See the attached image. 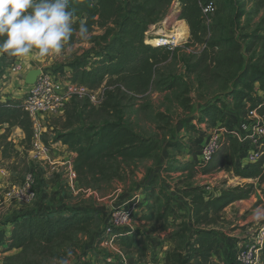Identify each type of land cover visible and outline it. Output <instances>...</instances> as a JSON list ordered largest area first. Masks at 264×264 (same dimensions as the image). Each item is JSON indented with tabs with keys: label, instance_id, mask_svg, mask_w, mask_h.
I'll return each instance as SVG.
<instances>
[{
	"label": "rangeland",
	"instance_id": "374dc122",
	"mask_svg": "<svg viewBox=\"0 0 264 264\" xmlns=\"http://www.w3.org/2000/svg\"><path fill=\"white\" fill-rule=\"evenodd\" d=\"M123 1L129 9L137 3L134 0ZM213 1L215 11L209 18L203 14V30L195 34L189 22L180 15L181 0L174 4L171 0L165 8L164 4H160L157 20L149 22L148 35L151 34L153 39L163 36L174 39L172 35L183 29L186 35L166 48L169 53L156 64L157 71L150 85L130 90L115 77L107 76L99 87L104 90V99L96 104L86 99L74 100L67 105L62 116L39 121L40 140L53 148L49 160L32 157L33 140L26 141L21 128L7 129V125H2V263L10 258L13 262L38 261L41 264H63L67 259L71 264L88 254L93 258V251L100 250L106 256H111L113 264H167L166 253L175 246V233L180 229L178 216L190 208L189 199L182 192L186 186H200L206 192L205 197L210 198L226 188L255 184L248 199L226 207L220 220L214 224L220 241L211 259H194L188 264H228L232 262V251L245 240L243 234L247 231L252 234L257 232L264 220H256L253 214L257 209L264 210V181L241 179L227 168L206 175L193 173L189 169L165 171L167 164L187 161L192 156L198 159L204 126H211L201 119L205 108L211 104L221 105L223 102L226 105L225 123L239 128L231 109L236 101L233 92L241 88L237 78L247 64H264L263 1ZM76 20L85 21V17L73 18L74 22ZM101 34V29L94 28L89 32L88 39L75 36L74 42L66 45L73 48L71 54H50L39 58L31 54L21 58L7 56L5 60L13 58L12 64L22 62L24 70L32 66L63 77L66 74L64 71L67 72L64 65L76 58L86 55L94 60L101 57L102 47L96 37ZM153 39L147 38L145 42L155 46L150 42ZM213 42H217V46L211 47ZM0 65L5 66V63ZM172 79H176L175 84ZM23 82V77L12 74L8 68L0 69V86L17 90L22 98L25 96L21 91ZM69 120L74 123L73 129L82 125L99 126L107 121H122L142 136L160 141L161 148L151 158L118 163L107 167L104 173L93 170L78 174L74 167L76 153L67 146L63 147L60 141L55 142L57 134ZM28 172L34 173L37 197L28 204L6 199L3 192L20 185ZM167 196L172 199L171 210L166 218L161 219L159 214L164 209ZM134 198L138 201L139 209L146 204V212L152 211L150 220H140L141 211H138L131 226L122 229L141 235L140 246L123 250L116 237L111 246L103 247L101 236L107 215L114 208L131 207ZM39 205L49 207V210L82 209L93 216V221L86 231L74 233L69 239L53 245L36 242L25 248L6 250L7 242L3 237L11 226L2 224L15 219L20 213L38 209ZM69 251L71 256H68Z\"/></svg>",
	"mask_w": 264,
	"mask_h": 264
},
{
	"label": "trees",
	"instance_id": "16d2710c",
	"mask_svg": "<svg viewBox=\"0 0 264 264\" xmlns=\"http://www.w3.org/2000/svg\"><path fill=\"white\" fill-rule=\"evenodd\" d=\"M171 0H134L137 2L128 8L123 0H72L71 7L75 10L73 18L85 17L89 32L99 28L103 34L98 35L102 55L94 60L88 56L76 58L64 65L70 73L73 82L96 90L107 76L115 77L130 90H138L150 85L156 73V64L166 58L170 46H152L145 41L153 39L147 33L149 22L157 20L160 4H169ZM213 0H181L180 15L185 18L193 34L203 30V5ZM264 3V0H262ZM201 3H203L201 5ZM81 20L74 22L79 26ZM75 35L69 42H74ZM151 42V41H150ZM211 47L217 46L213 42ZM237 49L240 50L239 45ZM6 55L0 54V68H9L13 58L6 61ZM63 68V69H64ZM64 71V70H63ZM67 73L66 71H64ZM176 79H172L175 84ZM239 90L233 92L236 98L232 113L238 123L245 121L248 113L256 109L264 118V64H247L237 78ZM177 84V82H176ZM259 91L262 96L259 95ZM226 105L211 104L205 108L202 121L214 123L219 121L226 131L222 137L221 147L212 160L201 167L197 160L177 161L167 164L165 171H185L203 175L222 168L232 169L233 174L241 179H257L264 181V137L256 144L251 139L241 140L237 134L238 128L225 123ZM223 122V123H222ZM0 125L19 127L25 133V140L34 136V125L31 117L23 107L22 98H9L0 101ZM74 123L67 121L55 142H61L69 150L76 153L75 170L78 174L99 170L104 173L107 167L123 162L141 161L154 156L161 148V143L153 137H145L134 131L122 121H107L102 125H82L73 129ZM4 138V137H3ZM255 148L260 157L256 161H243L244 154ZM255 189L254 183H246L222 190L210 198L200 186H186L182 189L189 199L190 208L179 214V232L175 233V246L168 250V264H188L194 259L210 260L220 238L214 224L220 220L226 207L234 202L248 199ZM151 191V190H150ZM148 194V193H147ZM172 199L167 196L160 218L169 215ZM180 211L181 208L178 207ZM67 213V214H66ZM140 220L152 219V211L144 212ZM177 218L175 219V221ZM93 216L82 209H51L43 212H23L15 219L7 221L10 225L5 235L6 250L25 248L32 243L45 246L53 245L61 240H67L74 233L84 232L91 225ZM114 234L121 249H132L140 246L141 235L117 228ZM93 258H79L71 264H113L108 261L104 252L93 251ZM264 263V248L261 263ZM2 264H41L38 261L13 262L7 259Z\"/></svg>",
	"mask_w": 264,
	"mask_h": 264
},
{
	"label": "built area",
	"instance_id": "2783aa9c",
	"mask_svg": "<svg viewBox=\"0 0 264 264\" xmlns=\"http://www.w3.org/2000/svg\"><path fill=\"white\" fill-rule=\"evenodd\" d=\"M177 0H173V4ZM215 2L211 1L203 5L202 10L204 15L209 18L215 11ZM175 42L161 44L169 46ZM156 45V46H160ZM8 70L15 75H20L24 70L22 62L12 64ZM41 73L36 82L28 86L27 92L23 97V107L29 114L34 125L33 149L31 150L34 159H48L51 155L53 148L47 145L39 138L37 124L47 117H59L65 113L67 105L74 100L86 99L92 103H97L104 99V90L99 88L96 90L90 89L85 85L78 84L72 81L70 73L68 72L63 77L40 69ZM259 95L262 93L259 91ZM226 127L219 121L214 122L211 126H204L202 133V143L198 148L197 162L201 167H204L210 162L213 156L218 152L221 147L222 137ZM237 134L241 140L251 139L253 144L257 143L259 138L264 137V118L258 113L256 109L249 111L245 121L239 123ZM260 157V153L251 148L244 156L243 161H256ZM49 160V159H48ZM1 193V192H0ZM4 197L9 200L19 201L25 204L30 203L37 197V189L35 188V176L33 172H28L24 181L14 186L7 191L3 192ZM131 207H117L112 209L106 217L103 235L101 236V245L109 247L112 245L114 238V230L117 228L123 229L124 227L131 226L135 215L139 212L140 215L146 211V204L141 209L137 206V200L133 199ZM264 248V221L260 224L257 232L251 236L232 251V262L228 264H260L261 256ZM94 260H99L100 257H94ZM111 261V256L107 258ZM0 264L1 251H0ZM144 264H156L154 262H147Z\"/></svg>",
	"mask_w": 264,
	"mask_h": 264
},
{
	"label": "clouds",
	"instance_id": "9594fccd",
	"mask_svg": "<svg viewBox=\"0 0 264 264\" xmlns=\"http://www.w3.org/2000/svg\"><path fill=\"white\" fill-rule=\"evenodd\" d=\"M71 3L72 0H0V54L16 58L71 54L73 48L66 45L74 35L82 40L90 38L84 21L74 27ZM253 215L256 220H264V210L257 209Z\"/></svg>",
	"mask_w": 264,
	"mask_h": 264
},
{
	"label": "crops",
	"instance_id": "0c3cea01",
	"mask_svg": "<svg viewBox=\"0 0 264 264\" xmlns=\"http://www.w3.org/2000/svg\"><path fill=\"white\" fill-rule=\"evenodd\" d=\"M26 64V63H25ZM27 65V64H26ZM25 66V65H24ZM1 70H2V68H0ZM34 68L32 67V66H27V67H25V70H24V72L23 73H21L18 77H23V86L21 87L22 89H21V91L23 90V93L25 94L26 92H27V89H28V84H26L25 83V78H26V76H27V74L31 71V70H33ZM35 69H37V68H35ZM68 73V72H67ZM66 73V74H67ZM17 90H14V89H11L10 87H5V88H3V86H0V101H4V100H6V99H9V98H22V94H18V91L16 92ZM23 99V98H22ZM3 127H2V125H0V133H2V131H3V129H2ZM62 144V143H61ZM63 145V144H62ZM66 145H63V147H65ZM190 159H196L194 156H192V157H190ZM0 176H1V174H0ZM49 207H45V206H42V205H39V207H38V209H33V210H28V211H26V212H31V213H33V212H35V213H37V212H44V211H48L49 209H48ZM250 232V231H249ZM248 231H247V233L246 234H243V237H244V239H248L250 236H251V232L249 233ZM228 237H229V235H227ZM1 238V237H0ZM170 250V249H169ZM226 254H227V252H226ZM228 255V254H227ZM91 255L90 254H88L87 255V257L86 258H89ZM167 262V264H168V261H166Z\"/></svg>",
	"mask_w": 264,
	"mask_h": 264
},
{
	"label": "bare ground",
	"instance_id": "6f19581e",
	"mask_svg": "<svg viewBox=\"0 0 264 264\" xmlns=\"http://www.w3.org/2000/svg\"><path fill=\"white\" fill-rule=\"evenodd\" d=\"M185 35H186V30L183 29V31L178 32L176 35H172L174 37V39L169 37V36H163V37L155 38V39L151 40V42L154 43V45H160V43L166 44L169 42H178V41L184 39Z\"/></svg>",
	"mask_w": 264,
	"mask_h": 264
},
{
	"label": "water",
	"instance_id": "95a60500",
	"mask_svg": "<svg viewBox=\"0 0 264 264\" xmlns=\"http://www.w3.org/2000/svg\"><path fill=\"white\" fill-rule=\"evenodd\" d=\"M41 73V70L40 69H33L31 70L26 78H25V83L28 84V85H32L36 82L38 76L40 75Z\"/></svg>",
	"mask_w": 264,
	"mask_h": 264
}]
</instances>
